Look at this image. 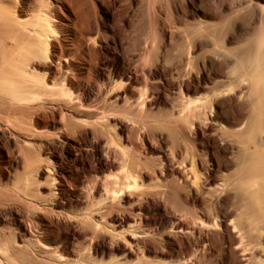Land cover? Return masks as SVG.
<instances>
[{"label":"bare ground","instance_id":"bare-ground-1","mask_svg":"<svg viewBox=\"0 0 264 264\" xmlns=\"http://www.w3.org/2000/svg\"><path fill=\"white\" fill-rule=\"evenodd\" d=\"M0 264H264V0H0Z\"/></svg>","mask_w":264,"mask_h":264}]
</instances>
